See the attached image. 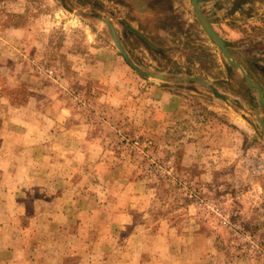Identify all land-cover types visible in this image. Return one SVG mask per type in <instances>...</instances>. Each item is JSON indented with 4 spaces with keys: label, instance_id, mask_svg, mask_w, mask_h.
I'll use <instances>...</instances> for the list:
<instances>
[{
    "label": "rangeland",
    "instance_id": "1",
    "mask_svg": "<svg viewBox=\"0 0 264 264\" xmlns=\"http://www.w3.org/2000/svg\"><path fill=\"white\" fill-rule=\"evenodd\" d=\"M199 7L264 92V0ZM98 11L102 18L91 15ZM111 26L141 69L199 80L164 86L142 75ZM116 58L129 73L121 88L134 82L187 97L177 124L210 136L204 161L186 165L179 149L137 131L127 104L81 77L94 61L119 70ZM43 104L68 110L57 132L49 120L56 112ZM2 118L16 130L26 128L21 118L40 119L49 139L62 128L71 139L90 134L101 150L95 161L80 142L68 154L56 145L52 158L34 155L21 174H0V264H264V104L192 0H0ZM138 178L154 198L141 208L124 187Z\"/></svg>",
    "mask_w": 264,
    "mask_h": 264
},
{
    "label": "crops",
    "instance_id": "2",
    "mask_svg": "<svg viewBox=\"0 0 264 264\" xmlns=\"http://www.w3.org/2000/svg\"><path fill=\"white\" fill-rule=\"evenodd\" d=\"M91 15L100 16L102 18L103 11L93 12ZM169 27L172 28L170 22ZM134 41L137 42L136 40ZM116 61L118 62V66L120 65L119 70L112 66V63L108 60H100L97 61V63L94 61L93 63L84 64L80 75L84 80L92 79L96 81L99 84L98 87H102L101 90L104 91L100 92V94L113 100L112 103L127 104L126 109L129 111L127 115L130 117L129 119L137 131L145 133V135L150 134L156 141L165 143L166 146L179 149L182 154L181 158L186 165H196L204 161L202 160L203 153L200 149L205 142L207 143V141L210 140V136H205L200 127L196 128V130H190L183 128L182 123L177 124L178 121L187 117V97L178 90H170V87L168 90L161 89L158 86H150L144 89L140 88V83L134 82L132 85L128 83L126 88H121L119 84L123 85V79L126 78V75L129 73L123 65H121L118 58H116ZM42 108L43 111L48 113L51 111L56 112L52 115V119H49L53 121L50 131L56 130V128L60 126V121L65 118L64 115L68 111L65 107L61 106L56 108V106L54 107L52 104L51 106H45V104H43ZM44 117H46L45 114ZM21 119V122L26 128H21L20 130L11 128L8 119L2 118L0 120L1 175L17 176L21 174L24 163L26 165L25 168H27L29 163L28 158L34 155L40 159L52 158L54 152L52 149H56V145H58V149L61 147L67 148L61 150V152L68 154L69 152H73L69 147L75 142H80V144L84 146V149L80 148V150H84L87 157L95 161L100 158L101 148L96 144V140H94V137L90 134H86L84 138L80 140L71 139L72 137L68 138L62 128L60 133H54L53 137L49 139L46 138L48 135L45 136L46 125H44L43 121L36 118L31 120L30 118ZM54 126H56V128ZM10 128L17 135L16 139H11L7 135ZM32 128H36V132L33 131L30 133L29 129ZM57 131L58 130H56V132ZM3 132L7 136L2 135ZM48 142L49 144H47ZM27 147H31L30 151ZM146 182L138 178L134 180V183L127 181L124 185V187L131 188L130 190L133 198L138 200L133 206H140L141 208L149 205V203L153 201L154 198L151 199L150 194H145L146 192H150V186ZM143 202L146 204L143 205ZM169 221L172 220L170 219ZM187 239L188 243H190V239H193V242L195 241L192 232H188Z\"/></svg>",
    "mask_w": 264,
    "mask_h": 264
},
{
    "label": "water",
    "instance_id": "3",
    "mask_svg": "<svg viewBox=\"0 0 264 264\" xmlns=\"http://www.w3.org/2000/svg\"><path fill=\"white\" fill-rule=\"evenodd\" d=\"M199 1L200 0H192V3H193L194 9L196 11V14H197L198 19L200 20L202 26L208 32V34L213 38V40H215L216 43L219 45V47L221 48V50H222L224 56L226 57L227 61L232 66H234L235 68H238L241 71V73L244 76V78L248 81V83L253 88H255L257 90L259 101L262 104H264V94H263L262 88L259 85H257L252 80V78L246 72L244 66L231 57V55L229 54V51H228V47H227L226 41L220 36V34L207 21L204 20V15H203L202 11L200 10V7H199ZM111 32H112V36H113V39H114V42H115L116 46L119 48V50L121 51L122 55L126 58L128 63L135 70L140 72L142 75L154 78V80L158 84H162V85L165 86L167 82L179 81L180 79H185V80L186 79H188V80L197 79V80H199L198 78H194V77L185 78V77H182V76H179V75H175V74H163V73H158V72H153V71H148V70L141 69L138 64H136L134 61H132L129 58L127 50L122 45V43L120 41V38L117 36L116 31L114 30V28L112 26H111ZM213 91H214V93L216 95H218V96H220L222 98H226L225 95H223L220 92H218V90H216L215 88H213ZM262 126H263V129H264V122H262Z\"/></svg>",
    "mask_w": 264,
    "mask_h": 264
},
{
    "label": "flooded vegetation",
    "instance_id": "4",
    "mask_svg": "<svg viewBox=\"0 0 264 264\" xmlns=\"http://www.w3.org/2000/svg\"><path fill=\"white\" fill-rule=\"evenodd\" d=\"M241 64V63H240ZM246 70V69H245ZM247 72V71H246ZM249 75V74H248ZM250 76V75H249ZM251 77V76H250ZM253 80V79H252ZM248 82V81H247ZM250 85V84H249ZM258 85V84H257ZM251 86V85H250ZM252 87V86H251ZM255 89V88H254ZM258 94V93H257ZM263 94H264V92H263ZM259 99V98H258Z\"/></svg>",
    "mask_w": 264,
    "mask_h": 264
}]
</instances>
